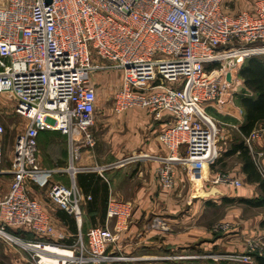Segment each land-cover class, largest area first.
<instances>
[{
	"label": "built area",
	"instance_id": "obj_1",
	"mask_svg": "<svg viewBox=\"0 0 264 264\" xmlns=\"http://www.w3.org/2000/svg\"><path fill=\"white\" fill-rule=\"evenodd\" d=\"M224 3L0 0V96L5 95L14 114L27 121L10 169H0V176L12 177L0 200V241L26 253L31 264L134 261L108 253L115 233L131 218L130 203L110 198L105 226L91 230L86 240L81 231L85 197L77 175L102 174L119 165H79L82 151L96 146L99 87L94 75H105L110 84L118 77L114 113L141 109L166 122L159 140L167 154L141 157L159 164L157 178L164 189L173 187L178 166L211 169L220 158L221 128L210 110L228 113L243 66L253 57H264V0H253L249 10L238 14L226 11ZM47 131L67 140L68 163L57 172L67 175L69 183L53 182L47 192L50 202L76 222V241L69 247L37 240L56 236L49 215L28 190L31 182L52 173L39 157L38 137ZM5 133L0 120V167ZM212 184L227 190L243 185L222 172L214 175ZM17 230L36 240L17 235ZM263 249L262 240L254 241L243 254L227 260L251 264L256 255L264 256Z\"/></svg>",
	"mask_w": 264,
	"mask_h": 264
},
{
	"label": "crops",
	"instance_id": "obj_2",
	"mask_svg": "<svg viewBox=\"0 0 264 264\" xmlns=\"http://www.w3.org/2000/svg\"><path fill=\"white\" fill-rule=\"evenodd\" d=\"M241 80L234 107L228 113L220 114L214 109L210 110L221 128L223 142L219 145V160L211 169L204 165L200 168L176 167L174 184L170 189H164L158 181L159 164L151 158L141 159L144 155L155 157L167 154L159 140V135L167 127L166 122L154 120L147 111L141 109L116 114L110 108L101 114L107 118L101 121L107 124L99 127L96 125L95 134H103L105 139L110 137L113 143L109 149L105 147L101 151L97 147L83 150L79 165L92 167L119 164L102 174L90 172L107 184L109 199L132 205L131 218L124 229L115 233L117 239L109 247L108 253L134 261L112 264H239L227 258L236 253L243 254L251 241L264 240V208L239 203L242 200L259 199L262 196L259 184L247 181L239 153L227 156L231 148L244 139L264 180V121L257 124L253 131L254 137L251 136L252 133L243 138L240 129L245 124V111L241 101L244 98L255 99L256 95L245 86L242 78ZM56 137L67 144L66 138L57 132H44L41 135L42 141L49 142ZM107 156L109 160L107 163L103 162ZM219 166L221 168L216 170ZM220 170L240 180L242 187L227 190L214 186L212 179ZM2 177L4 176H0V200L8 192L11 182L1 180ZM68 180L69 178L66 184L69 183ZM42 181L31 182L28 190L49 215L56 236L37 240L69 247L76 241V222L71 215L50 202L47 195L49 185L46 184L53 183L54 180ZM80 191L82 192L81 189ZM82 194L85 199L81 205V231L86 240L91 230L105 226L107 207L100 209V206H96L91 210L89 202L93 199L88 200L87 197L91 198L92 193ZM224 199H229L232 203H225ZM212 209H221L224 214L211 225L209 211ZM248 211H253V214L246 215ZM114 226V222L110 223L111 229ZM59 235L63 238H58ZM26 239L36 240L35 237ZM256 256L251 264H258ZM0 264L31 262L26 253L0 241Z\"/></svg>",
	"mask_w": 264,
	"mask_h": 264
},
{
	"label": "rangeland",
	"instance_id": "obj_3",
	"mask_svg": "<svg viewBox=\"0 0 264 264\" xmlns=\"http://www.w3.org/2000/svg\"><path fill=\"white\" fill-rule=\"evenodd\" d=\"M253 0H225L224 7L225 10L231 14H238L240 12L249 10L251 8ZM118 77H114L113 83H108L107 77L105 75H94V82L98 84L99 87V101H98V118L96 125L99 127L100 125L107 124V122H102V119H107L101 116L103 113L111 108L112 104V96L116 92L119 87ZM0 120L5 127V138H4V158L1 164L0 169L9 170L11 167V162L14 156V148L16 144V140L19 135L24 131L27 121L24 118L18 117L14 114L12 108V102L6 98L5 95L0 96ZM101 121V122H100ZM110 123V122H109ZM103 134H96V146L97 149L104 150L105 147L110 148L113 140L109 138H103ZM222 139V138H221ZM223 141L221 140L220 143ZM219 143V145H220ZM39 157L42 162V166L44 169L48 171H52L51 176L44 179H53L54 182H62L66 183L68 177L62 172H57L59 169H64L68 163V147L66 142L63 139L55 138L52 141H42L39 139ZM111 157V156H110ZM107 156L105 161L109 160ZM195 168H198L194 166ZM215 168L216 170L220 169ZM220 172L225 173V171L220 170ZM1 180L11 181V175L4 174ZM9 179V180H8ZM42 181V179H39ZM44 181V180H43ZM42 181V182H43ZM69 181V180H68ZM5 183V182H4ZM11 183V182H10ZM51 183H47L46 185H50ZM3 186L1 185V189ZM48 188V186H47ZM48 195V193H47ZM253 211H248L246 215H252ZM224 214L223 210H211L209 211V222L211 225L218 221ZM264 241L262 240V243ZM250 243H254L251 241ZM264 254V249L261 252ZM237 254V253H236ZM241 254V253H239ZM254 261V260H253Z\"/></svg>",
	"mask_w": 264,
	"mask_h": 264
},
{
	"label": "trees",
	"instance_id": "obj_4",
	"mask_svg": "<svg viewBox=\"0 0 264 264\" xmlns=\"http://www.w3.org/2000/svg\"><path fill=\"white\" fill-rule=\"evenodd\" d=\"M240 77L243 79L245 86L256 95L255 99L244 98L241 101L242 108L245 111V124L240 129V133L243 138H247L253 133L257 124L264 121V57L249 59L243 66ZM42 133L38 137V143ZM236 153H239L243 162V172L247 175V181L258 183L262 192V196L259 199L242 200L239 203H244L254 208H264V180L257 169L249 148L245 145L244 139L234 145L227 153V156H232ZM76 183L83 193H92L91 199L93 201L89 202L91 210L96 208V206H100V209L103 206L107 207L109 201L108 186L101 178L96 177L95 174L81 173L77 175ZM224 202L232 203L229 199H224ZM262 225L264 226V222ZM16 234L24 238L34 237L31 233L24 230H17ZM256 260L258 264H264V257L257 255Z\"/></svg>",
	"mask_w": 264,
	"mask_h": 264
},
{
	"label": "bare ground",
	"instance_id": "obj_5",
	"mask_svg": "<svg viewBox=\"0 0 264 264\" xmlns=\"http://www.w3.org/2000/svg\"><path fill=\"white\" fill-rule=\"evenodd\" d=\"M44 178H45V176H44V175H42V177H41L40 179H43V180H44Z\"/></svg>",
	"mask_w": 264,
	"mask_h": 264
}]
</instances>
